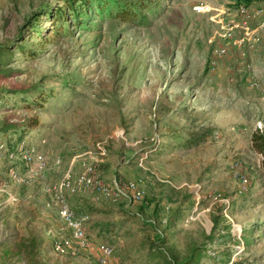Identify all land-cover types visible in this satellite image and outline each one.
Instances as JSON below:
<instances>
[{"label":"rangeland","instance_id":"obj_1","mask_svg":"<svg viewBox=\"0 0 264 264\" xmlns=\"http://www.w3.org/2000/svg\"><path fill=\"white\" fill-rule=\"evenodd\" d=\"M103 1L132 13L0 0V264H264V0ZM85 164L144 195L69 194L89 245L57 253L44 190Z\"/></svg>","mask_w":264,"mask_h":264},{"label":"built area","instance_id":"obj_2","mask_svg":"<svg viewBox=\"0 0 264 264\" xmlns=\"http://www.w3.org/2000/svg\"><path fill=\"white\" fill-rule=\"evenodd\" d=\"M259 12H262L260 10ZM224 50H220L223 52ZM258 128H261V123H258ZM261 155V154H260ZM22 158L25 163H31L34 167V172L28 178L23 179L16 171L10 172V179L15 183H27L34 175L42 177V171L46 166V159L40 152H24ZM8 186L5 179L0 178V191ZM79 190H91L94 194V200L101 198L107 202L116 201H133L138 202L143 198L144 191L138 181L126 180L121 181L113 178L109 181L100 179L94 165L85 164L82 171L74 176L64 175L60 181L50 185L47 191L52 195L53 202L58 209L59 217L66 230L70 232L68 238L56 239L53 242V251L74 255L79 248H85L89 245V239L85 230L82 228L80 221L73 216L72 209L69 206L67 196L76 193ZM101 255L100 262L106 264L113 253V247L102 244L100 246Z\"/></svg>","mask_w":264,"mask_h":264},{"label":"trees","instance_id":"obj_3","mask_svg":"<svg viewBox=\"0 0 264 264\" xmlns=\"http://www.w3.org/2000/svg\"><path fill=\"white\" fill-rule=\"evenodd\" d=\"M62 3V6L60 8H58L57 10V14L55 19L61 21L65 18V12L66 10L77 15L78 9H81L82 7H89V6H98L100 8V11H107V13L109 14H116L117 16H122L124 18H128L130 16V14L132 13L130 11L129 8L126 7L125 1L124 3H122L123 5H118L114 7V9L111 8V6H109V4L107 5V2L103 1V0H59ZM129 2V1H128ZM250 0H239V3H243V4H247L249 3ZM118 3V2H117ZM99 4V5H97ZM130 7H133V3L129 5ZM99 10L97 12H100ZM127 20V19H125ZM34 121H29L28 125L31 127H37L36 124H38V122H34ZM251 141H252V146L253 148H255L262 156L264 159V136L261 134H253L251 137ZM25 246V251L27 255H32L33 253V249L35 247V245L33 243L24 245Z\"/></svg>","mask_w":264,"mask_h":264},{"label":"crops","instance_id":"obj_4","mask_svg":"<svg viewBox=\"0 0 264 264\" xmlns=\"http://www.w3.org/2000/svg\"><path fill=\"white\" fill-rule=\"evenodd\" d=\"M264 73H262V77H263ZM44 192H47L46 193V196L49 198L47 199L45 202L46 204H48L47 206L48 207H52V204H50V201L52 200V196L50 195V193L47 191V189L44 190ZM54 204V203H53Z\"/></svg>","mask_w":264,"mask_h":264}]
</instances>
